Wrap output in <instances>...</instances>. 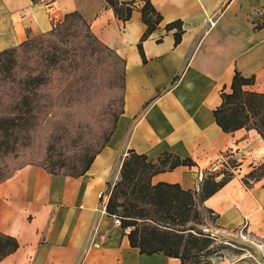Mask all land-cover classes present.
<instances>
[{
  "label": "crops",
  "instance_id": "crops-1",
  "mask_svg": "<svg viewBox=\"0 0 264 264\" xmlns=\"http://www.w3.org/2000/svg\"><path fill=\"white\" fill-rule=\"evenodd\" d=\"M161 16L145 30L139 8L118 21L104 0H0V51L50 29L76 11L90 32L125 61L122 112L105 146L78 176L50 175L25 166L0 183V233L17 249L0 264H180L160 254L141 255L126 232L104 212V193L118 177L128 150L154 160L169 152L189 158L155 174L151 184L197 190L202 175L221 158L237 164L233 177L203 202L219 230H239L264 242V179L245 189L240 178L264 160L263 141L253 130L223 133L212 111L234 72L253 77L245 90L264 94V29L252 20L264 14V0H150ZM180 21L182 34L173 44ZM211 264H252L246 257Z\"/></svg>",
  "mask_w": 264,
  "mask_h": 264
},
{
  "label": "trees",
  "instance_id": "trees-1",
  "mask_svg": "<svg viewBox=\"0 0 264 264\" xmlns=\"http://www.w3.org/2000/svg\"><path fill=\"white\" fill-rule=\"evenodd\" d=\"M104 3L122 23L135 7L133 0ZM138 11L145 26L137 44L140 53L141 42L162 19L150 0H141ZM252 25L253 30L264 29V14L254 18ZM164 29L175 30L173 44H177L182 34L180 21L167 23ZM124 66L125 61L93 36L76 11L64 14L48 31L1 50L0 183L25 166L41 168L50 175L84 174L122 112ZM103 81V93L98 95L96 85ZM252 84L253 77L234 72L228 91L220 90V103L212 116L223 133L253 130L264 144V94L245 90ZM39 142L42 147L34 156L32 150ZM18 153L23 154L24 162L5 171L8 157ZM179 166L192 167L194 163L169 152L148 160L128 150L117 180L106 186L104 212L127 231L129 246L141 255L160 254L180 264H211L224 247H215L216 237L196 228L200 225L198 208L211 215L214 223L217 216L203 202L230 181L233 172L221 178L205 172L197 190L151 184L155 174ZM262 179L264 160L252 166L240 182L249 189ZM16 249V240L0 233V261Z\"/></svg>",
  "mask_w": 264,
  "mask_h": 264
},
{
  "label": "rangeland",
  "instance_id": "rangeland-1",
  "mask_svg": "<svg viewBox=\"0 0 264 264\" xmlns=\"http://www.w3.org/2000/svg\"><path fill=\"white\" fill-rule=\"evenodd\" d=\"M140 2L141 0H133V4ZM96 91H100L105 87V82L103 83H97ZM103 93L102 91L99 92ZM115 103L118 102V96L117 99L114 101ZM96 114H98L97 111L94 112V118H96ZM93 118V120H95ZM42 142H39L34 147V151L32 150V154L36 156V151L39 150L42 147ZM7 164H5V171L8 170V168H12L18 164H21L24 162V156L23 154L18 153L17 155H11L8 157ZM237 164H235V161H232L231 159H225L224 161H221L218 165V171L215 173H208L206 171V174H219L218 178H221L223 174L227 172H233L237 170ZM232 173V174H233ZM199 212V221L200 225H196V228L199 230H202L203 232H209L211 235L216 237L215 247H224L220 252H218L215 256L211 259V261L216 259H229V260H235L241 257H246L249 259L252 264H264V242L253 238L239 230H219L218 227L214 223L211 222L212 216L206 213L201 209V207L198 208Z\"/></svg>",
  "mask_w": 264,
  "mask_h": 264
},
{
  "label": "built area",
  "instance_id": "built-area-1",
  "mask_svg": "<svg viewBox=\"0 0 264 264\" xmlns=\"http://www.w3.org/2000/svg\"><path fill=\"white\" fill-rule=\"evenodd\" d=\"M221 161H224L223 158H221ZM217 171H218V164L217 163L210 165L208 170H207L208 173H215ZM98 195H99L100 199L106 200V196L104 195V193H99ZM113 223L118 225V221L115 219H113ZM125 232L127 233L126 230H125Z\"/></svg>",
  "mask_w": 264,
  "mask_h": 264
}]
</instances>
